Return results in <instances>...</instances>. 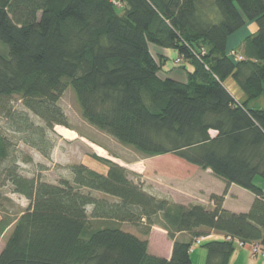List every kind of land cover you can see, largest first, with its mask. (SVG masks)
Here are the masks:
<instances>
[{"label": "trees", "instance_id": "trees-1", "mask_svg": "<svg viewBox=\"0 0 264 264\" xmlns=\"http://www.w3.org/2000/svg\"><path fill=\"white\" fill-rule=\"evenodd\" d=\"M0 44V189L29 203L14 215L0 204V236L14 227L0 264H192L195 242L212 234L224 241L205 245V264H229L236 242L264 249V110L250 108L264 97V0H0ZM151 45L176 51L188 81L161 78L168 58ZM68 89L87 124L146 159L211 170L223 196L182 206L95 154L106 174L77 164L58 184L23 176L17 145L50 160L55 129L69 128ZM231 185L255 196L248 213L223 208ZM125 226L145 238L166 231L172 257L150 255Z\"/></svg>", "mask_w": 264, "mask_h": 264}, {"label": "rangeland", "instance_id": "rangeland-1", "mask_svg": "<svg viewBox=\"0 0 264 264\" xmlns=\"http://www.w3.org/2000/svg\"><path fill=\"white\" fill-rule=\"evenodd\" d=\"M117 11L122 13L119 10ZM256 30V25H251V31ZM150 51L158 60L160 59V55L163 54L168 58L166 65L163 66L159 72L161 78L165 79L170 77L180 82L188 81L187 71L192 70V68L188 64L180 65L181 62L177 60L179 55L176 51L163 49L155 45L150 46ZM6 55V48L0 44V56ZM225 86L238 101H245V95L232 79H228L225 82ZM59 104L67 118L69 128L58 127L75 133L77 138L72 141L66 140L60 136L55 129L57 134L56 147L50 160L44 159L36 151L19 143L17 149L22 153L19 158L20 169L23 176L29 178L38 177L50 184H58L61 180L71 178L69 168L77 164H83L92 170H100L102 172L101 174H104L103 170H105L106 167L91 158L92 154L102 158L95 150V147H97L106 153V158L104 159L119 164L120 166L127 168L130 172L136 174L140 178L139 182L144 185L145 189L149 193L160 198L166 197V194L168 193L169 179L179 178L182 182L183 179L185 180V178L189 177V175L187 176L188 172H185L186 175H182L184 174L181 166L182 163L178 160L176 161L172 159L175 156L166 155L146 159L134 149L122 146L112 137L87 124L82 118L80 105L72 89H68L65 92ZM12 105L17 108L20 106V102H16L15 100ZM250 108L264 110V97H260L252 102ZM4 124V118L0 117V126H3ZM26 157L32 158L33 161L31 163H26ZM157 174L165 175L157 177ZM168 174H170V176H168ZM1 194L10 198L12 201L11 203L9 201H3V199L0 198V204H2L4 210L8 214L14 215V213H21L29 205L25 198L18 195L8 194L7 188H1L0 195ZM213 205L214 204L211 203L208 207H212ZM13 229L14 227H11L3 236H0V255L9 240ZM124 229L126 231L134 232V234L142 239L148 240V243L150 240V248H154L156 252L153 254H155L156 257L164 258V255H167V243L156 234L145 238L128 226H125ZM205 242H207V240H205ZM201 247L196 246L194 254H192L194 264H199V262L201 263L202 261V264H205L202 258L207 251L205 246Z\"/></svg>", "mask_w": 264, "mask_h": 264}, {"label": "crops", "instance_id": "crops-1", "mask_svg": "<svg viewBox=\"0 0 264 264\" xmlns=\"http://www.w3.org/2000/svg\"><path fill=\"white\" fill-rule=\"evenodd\" d=\"M211 135L215 136L216 133L212 132ZM172 159L176 161L178 160L182 163L181 166L184 171V174L182 175H186V173L188 172L187 176L189 175V177L185 178V180L183 179L182 182L179 178L169 179L168 193L164 198L171 199L176 204L186 207L192 205H201L208 207L212 203L213 196H223L225 190L227 189V185L222 179L216 177L211 170H202L199 167L187 164L177 157H173ZM93 170L102 173L100 170ZM103 173H107V168L103 170ZM163 175L165 174H157V177ZM168 176H170V174H168ZM256 182L260 187L264 188V181L258 179ZM254 201L255 196L253 194L244 189H241L236 185H231L228 188L227 195L224 198L223 208L231 213L246 214L250 211ZM154 234H156L159 238L164 239V241L167 243V255H164V258L169 260L172 257L174 243L169 240L168 233L158 227L153 228L151 236H153ZM176 238L181 241H186L187 239H189V237L185 234H179ZM205 240H207V242H205ZM222 241H224V238L222 236L212 234L207 239H202V244L198 247H204L211 242ZM155 252L156 251L154 250V248H150L149 240V254L152 256H156L155 254H153ZM206 258L207 252L203 255L202 258L205 263ZM191 261L192 264H194L192 256ZM202 262H199V264H202ZM229 264H264V257L260 253L254 254L252 246H246L245 248H236V251L232 255Z\"/></svg>", "mask_w": 264, "mask_h": 264}, {"label": "bare ground", "instance_id": "bare-ground-1", "mask_svg": "<svg viewBox=\"0 0 264 264\" xmlns=\"http://www.w3.org/2000/svg\"><path fill=\"white\" fill-rule=\"evenodd\" d=\"M56 131L60 136H62L66 140L72 141V140H75L77 138V135L75 133H72L66 129L61 128V127H57ZM95 150L97 151V153L102 158H106V153L102 149L95 147Z\"/></svg>", "mask_w": 264, "mask_h": 264}, {"label": "built area", "instance_id": "built-area-1", "mask_svg": "<svg viewBox=\"0 0 264 264\" xmlns=\"http://www.w3.org/2000/svg\"><path fill=\"white\" fill-rule=\"evenodd\" d=\"M228 240H230V238L228 239ZM202 244V239H199V240H197L196 242H195V244H194V248L196 247V246H200ZM236 245H238L239 247H241V248H243V247H245L243 244H241L240 242H236ZM252 248H253V252H254V254H262V256L264 257V249L261 247V246H259V245H252Z\"/></svg>", "mask_w": 264, "mask_h": 264}, {"label": "water", "instance_id": "water-1", "mask_svg": "<svg viewBox=\"0 0 264 264\" xmlns=\"http://www.w3.org/2000/svg\"><path fill=\"white\" fill-rule=\"evenodd\" d=\"M123 167V166H122Z\"/></svg>", "mask_w": 264, "mask_h": 264}]
</instances>
